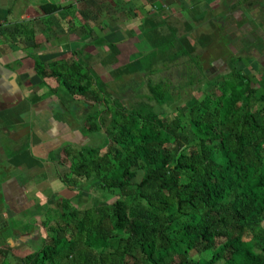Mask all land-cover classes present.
Instances as JSON below:
<instances>
[{"label": "trees", "instance_id": "obj_1", "mask_svg": "<svg viewBox=\"0 0 264 264\" xmlns=\"http://www.w3.org/2000/svg\"><path fill=\"white\" fill-rule=\"evenodd\" d=\"M236 62L217 85L211 79L214 90L185 100L178 116L161 111L174 103L163 82H148L147 101L129 109L81 63L55 61L47 73L36 62L71 112L77 98L88 103L79 129L98 136V146L62 149L68 173L61 181L115 199L39 207L46 236L15 264H264V78ZM7 260L0 250V264Z\"/></svg>", "mask_w": 264, "mask_h": 264}, {"label": "crops", "instance_id": "obj_2", "mask_svg": "<svg viewBox=\"0 0 264 264\" xmlns=\"http://www.w3.org/2000/svg\"><path fill=\"white\" fill-rule=\"evenodd\" d=\"M170 42L179 46L170 62L205 55L207 70L227 69V52L264 59V0H0V250L10 264L42 239L39 206L81 199L82 184L60 179L68 173L62 149L89 142L79 129L88 103L77 98L72 117L58 82L36 62L47 73L52 62H79L108 90L119 70L145 76L147 55L166 61ZM10 220L30 228L13 227L4 240Z\"/></svg>", "mask_w": 264, "mask_h": 264}, {"label": "rangeland", "instance_id": "obj_3", "mask_svg": "<svg viewBox=\"0 0 264 264\" xmlns=\"http://www.w3.org/2000/svg\"><path fill=\"white\" fill-rule=\"evenodd\" d=\"M204 31V30H203ZM261 47L263 46L260 44ZM169 50L166 49V53L163 56V58L166 59V61H156L155 58L158 57V55H147L146 61H142L141 65L143 64L144 66H151L152 68L146 71L147 73L144 74H139V76H131V77H121L117 78V84H111L108 86V93L112 96L114 100L119 103H122L125 107L131 108L135 103L139 101H147L146 97L149 95L148 89H147V84L148 82H163L170 95L173 98V104L169 106H163L161 107V111L163 113H169L172 115H180L182 110H184V102L190 97H202V94L205 91H210L211 89H215L212 87V81L211 79H217V81L214 83V86L217 85L219 82H221V79L219 78L220 76H224L227 74L229 68L226 69V66L230 67L231 62L237 61L236 63V68H241L243 66L242 70L244 73L248 74H255V77L258 81V79L264 78V59H257L255 61L250 60L247 62L246 60H241L238 61L236 57H241V55H233L232 53H226L224 54V67L223 69L220 70H207L203 69V66L206 64V60L204 59L206 56L205 55H199V60H193L191 62H184V61H173L170 62L169 60H172L171 58L175 56ZM209 57H212L209 55ZM154 58V60H152ZM243 58V57H242ZM167 63V64H166ZM223 62H221L222 65ZM262 63V64H261ZM263 66H261V65ZM176 66V69H175ZM161 67V68H160ZM249 67V68H246ZM182 68H184L182 70ZM251 72V73H250ZM140 73V72H137ZM218 73V75L216 74ZM223 73V74H222ZM221 74V75H220ZM105 79H110V78H105ZM252 87L258 88V85L256 83H253ZM205 94V93H204ZM151 105L155 106V103L152 101L150 102ZM155 109L158 111L159 106H155ZM180 109V112H179ZM154 110L156 113L157 111ZM72 117L76 118L74 113L71 114ZM76 120V119H75ZM82 121V120H80ZM186 136L190 137L191 133L188 132L187 130L184 132ZM82 136H85L89 139V142L85 144L84 146H98V136L96 135H90V134H81ZM82 147H79V149ZM141 178V174L138 173L137 177L134 179L135 182H138ZM82 193L80 194V200H74V206L79 209H84L87 207H90L93 203H98L100 205L102 204H108L113 202L115 199L114 195L108 194L106 192H101L100 190L95 189L93 186H89L86 183L82 184ZM58 200H47V204L49 205L51 210H55L54 206L55 203ZM60 201V200H59ZM40 207V206H39ZM42 211V210H41ZM39 216V222L40 224L45 222V218L43 213L40 211L37 212ZM54 212L49 213L50 215V221L51 225L54 223ZM37 216V217H38ZM10 226L7 227V231L4 230V236L3 239H7L8 241L12 240L13 237L10 235L13 232V227H15L16 230H19L20 232L24 233V227L23 224L26 227V229L30 228V224H28V221L24 220L22 223L19 222H13L9 221ZM33 225V224H32ZM41 226V225H40ZM40 233H41V238L44 239L46 236V228L41 227L40 228ZM41 242V240H40ZM31 244V252L38 249L37 247L41 244ZM3 244V243H1ZM29 249H25L24 253L30 252ZM23 255V254H21ZM193 258H197V254H192ZM9 263V260H7ZM7 263V264H8Z\"/></svg>", "mask_w": 264, "mask_h": 264}, {"label": "flooded vegetation", "instance_id": "obj_4", "mask_svg": "<svg viewBox=\"0 0 264 264\" xmlns=\"http://www.w3.org/2000/svg\"><path fill=\"white\" fill-rule=\"evenodd\" d=\"M261 64H262V63H261ZM261 64H260V65H261ZM261 66H263V65H261Z\"/></svg>", "mask_w": 264, "mask_h": 264}]
</instances>
